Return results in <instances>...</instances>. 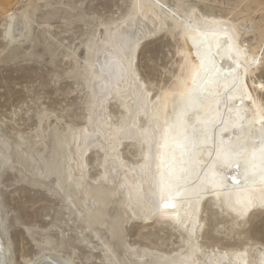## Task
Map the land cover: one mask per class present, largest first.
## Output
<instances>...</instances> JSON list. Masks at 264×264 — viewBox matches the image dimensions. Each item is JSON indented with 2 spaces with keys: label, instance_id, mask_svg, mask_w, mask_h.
<instances>
[{
  "label": "bare ground",
  "instance_id": "1",
  "mask_svg": "<svg viewBox=\"0 0 264 264\" xmlns=\"http://www.w3.org/2000/svg\"><path fill=\"white\" fill-rule=\"evenodd\" d=\"M14 1L0 0V10L8 14L3 33L7 47L20 38L30 41L37 24L34 10L39 6L15 13ZM215 2L128 0L118 18H89L94 25L82 34L85 40L74 50L65 46L73 65L68 75L78 80L83 95L82 126L56 119L46 136L36 131L34 137L20 135L14 143L0 137V170L12 163L23 168L32 183L53 179V193L79 221L81 244L98 242L92 251L99 248L106 264H264V243L247 239L245 231L255 214L264 213V82L257 77L264 64V21L249 18L247 29L237 11L242 4L249 9L251 3H262L236 0L231 10L215 13ZM51 5L64 6L61 0L44 3ZM65 18L68 23L83 20L80 13ZM162 36L176 45L177 74L158 85L139 74L137 61L142 44ZM80 47L84 57L76 53ZM198 50L206 58L205 79L198 87L210 98L199 109L200 119L190 121L192 109L189 116L182 109L192 87L193 65L199 64ZM38 119L41 122V115ZM205 120L213 121L206 143L193 153L186 149L184 165H179V150L167 157L177 168L166 186L165 141L177 149L176 138L199 135ZM39 137L48 138L46 155L30 151ZM218 144L232 150L231 160L239 168L213 163ZM164 221L180 243L169 253L125 240L128 225L139 224L145 232ZM4 222L0 206V264H12ZM206 231L211 245L202 242ZM56 233L54 238L43 236L37 245L41 254L23 264H75L61 254L64 235ZM234 239L242 241L237 245ZM221 241L232 243L219 245Z\"/></svg>",
  "mask_w": 264,
  "mask_h": 264
},
{
  "label": "rangeland",
  "instance_id": "2",
  "mask_svg": "<svg viewBox=\"0 0 264 264\" xmlns=\"http://www.w3.org/2000/svg\"><path fill=\"white\" fill-rule=\"evenodd\" d=\"M46 1L51 0L14 1L16 5L12 10L15 13L32 11L37 6L39 8L34 10L38 28L35 24L30 41L20 38L13 47H7L3 38L8 14L0 10V137L8 138L11 143L18 141L20 135L34 137L36 131L46 136L49 125L54 124L56 119H62L74 127L82 126L83 95L79 91L78 80H73L68 75L73 65L71 57L65 56V52L70 54L69 50H74L81 40H85L86 36L82 34L94 25L87 21L89 18L98 16L105 21L118 18L126 12L128 4V0H61L64 6L46 7ZM215 1L213 10L220 13L224 9L231 10L236 0ZM259 2L262 5H258V2L251 3L249 9H245L244 4L238 6L237 11L242 14L235 11L239 19H246L243 26L247 29L251 27L247 20L249 18L264 21V0ZM66 3L74 10L66 9ZM50 12L54 14L51 15ZM78 13L83 20L72 22L71 19L72 23H68L66 14ZM249 37L251 34L245 39ZM168 39L162 36L148 40L142 44L138 55L139 74L158 85L167 84L177 74V66L174 64L177 59L176 45ZM65 46L71 47L67 50ZM76 53L79 57H84L83 47L77 49ZM257 77L264 82V64ZM44 114L51 115V119L47 120L43 117ZM40 115L41 122L38 119ZM47 140L48 138H37L30 151L46 155ZM10 167L15 168L12 170ZM16 169L25 175L27 182ZM91 174L94 175L95 172L92 171ZM33 181L35 182L17 164L9 163L0 170L1 216L5 220L6 240L11 244L12 264H23L25 260L34 261L41 254L37 246L39 240L45 235L54 238L56 230L64 235L61 254L71 256L75 264H106L99 248L92 251L98 242L81 244L79 221L67 209V204L61 197L53 193V179L44 182L46 187L43 183L35 184ZM115 210L116 208L113 214H116ZM254 216L245 229L248 236L246 238L264 243V213ZM164 222L149 226L145 232H140L139 224L128 225L125 240L128 244L160 248L169 253L180 243L177 233L169 227V222ZM211 224L209 221L208 231ZM208 231L202 242L211 245V234ZM88 237L87 241L91 240V235ZM241 241L234 239L232 242L239 245ZM230 243L221 241L219 245L227 246Z\"/></svg>",
  "mask_w": 264,
  "mask_h": 264
},
{
  "label": "snow or ice",
  "instance_id": "3",
  "mask_svg": "<svg viewBox=\"0 0 264 264\" xmlns=\"http://www.w3.org/2000/svg\"><path fill=\"white\" fill-rule=\"evenodd\" d=\"M197 60L199 61L198 66L193 65V67L196 69L195 75L192 79V87L189 89L188 93H186L187 96V104L182 109V114L185 116H189V109H192V115L189 116L190 121L198 120L200 119L199 115V109L203 107L204 103L210 98V94H204L203 89L199 88L198 85L205 79L203 75V69L205 67V55L199 50L197 51ZM208 62L212 63L210 58H208ZM261 87H264V85H261ZM177 124H180L179 119L176 122ZM204 123V129L200 132L199 135H193V136H183V137H177V149H172L169 147L167 142L165 141L164 148H165V165H166V171L162 173L163 182L167 186V184L171 183L172 179L174 178V172L176 171L177 165L171 161L168 160L167 157L170 154H173L176 150H179L181 160L179 161V165H184L186 161L183 159L185 156V150L187 149L188 153H193V149L198 148L201 144L206 143L207 137L205 133L208 130V126L213 123V121L205 120ZM193 129H195V123H191L189 125ZM203 137V139H201ZM181 143L184 144V147H181ZM233 152L230 148H226L223 146V144H218L216 148V161L213 163H232L233 166L239 168L240 165L235 163L231 160L233 156ZM253 159H255V155L253 156ZM260 162L261 167L264 168V145H262L261 149V156H260ZM248 165H245V170L247 171ZM180 171H186L183 167H180ZM175 178H179L178 176ZM261 206H264L262 204Z\"/></svg>",
  "mask_w": 264,
  "mask_h": 264
},
{
  "label": "water",
  "instance_id": "4",
  "mask_svg": "<svg viewBox=\"0 0 264 264\" xmlns=\"http://www.w3.org/2000/svg\"><path fill=\"white\" fill-rule=\"evenodd\" d=\"M237 182L236 180H234V183Z\"/></svg>",
  "mask_w": 264,
  "mask_h": 264
}]
</instances>
